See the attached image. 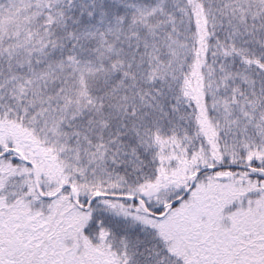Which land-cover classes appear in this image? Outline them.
<instances>
[{
  "label": "snow or ice",
  "instance_id": "snow-or-ice-1",
  "mask_svg": "<svg viewBox=\"0 0 264 264\" xmlns=\"http://www.w3.org/2000/svg\"><path fill=\"white\" fill-rule=\"evenodd\" d=\"M0 264H264V0H0Z\"/></svg>",
  "mask_w": 264,
  "mask_h": 264
}]
</instances>
